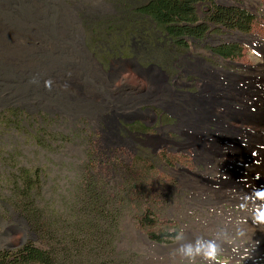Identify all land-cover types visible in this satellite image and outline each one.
Listing matches in <instances>:
<instances>
[{
    "label": "rangeland",
    "instance_id": "rangeland-1",
    "mask_svg": "<svg viewBox=\"0 0 264 264\" xmlns=\"http://www.w3.org/2000/svg\"><path fill=\"white\" fill-rule=\"evenodd\" d=\"M148 2L0 0V252L40 242L51 264H264V203L230 188L244 176L260 189L261 162L244 171L235 142L197 145L178 116L193 96L207 100L196 62L264 80V0H202V21L212 5L253 21L210 23L184 44L141 15ZM229 44L242 54L213 53ZM155 71L161 85L146 97ZM226 93L208 103L220 119ZM145 213L175 237L153 242Z\"/></svg>",
    "mask_w": 264,
    "mask_h": 264
},
{
    "label": "bare ground",
    "instance_id": "bare-ground-1",
    "mask_svg": "<svg viewBox=\"0 0 264 264\" xmlns=\"http://www.w3.org/2000/svg\"><path fill=\"white\" fill-rule=\"evenodd\" d=\"M196 63L200 65L199 67L201 69V75L203 79L206 80L202 81V85L199 86L201 95H204L207 100L203 103L200 100L201 97L203 98V96H193V100H191V102L186 103L184 101L187 106L184 107L183 103L179 104L178 109L179 111L181 110L180 112H178L180 113L178 115L179 119L182 121V124L187 125L186 127H183L184 129L187 128V131L184 130V132L187 133L189 135L188 138L193 139V141L197 143V145H204L208 140L211 141L213 145H216L222 140H225V142L230 141L231 143L235 142L239 150L241 149V152L239 151V156L243 161L242 169L244 171L250 170L251 172L252 170L250 168H255L254 166H256L255 161L259 163L261 162L260 166L262 169V178L260 189H256L255 183L248 180L244 176H241L243 180H241L238 186L231 183L233 185H231L230 188L234 189V191H236L239 196H242V198L244 197L245 200L259 198L260 202L264 203L263 77L255 78L257 80L246 79L241 81L239 80L240 78L238 79L236 78V76L231 77L225 71L214 68L204 61H199ZM156 72L157 71H155V73ZM157 75V73L153 74V78L150 79L151 82L149 84V88L144 93L146 97H151V94H153L152 91H155V89L159 85H161V77ZM164 85H166L167 87L164 86L163 89H167L169 92H172L173 89L171 90L167 82L166 84L164 82ZM226 92H229L228 94L231 96L229 102L227 101L228 103L226 105L223 104L227 110V116L225 117V119H220L218 117L219 115L217 116L218 113L213 111L212 106H208V103H213L212 105L214 106H220V95H222L221 93ZM231 114H233L235 117L231 116ZM230 120L238 121L240 123L242 132H239L240 130L235 129L234 124H231ZM210 125L214 126L216 129L211 130L209 127ZM192 128L197 130V132H195L196 136L194 137H192L193 135H191ZM189 130H191L190 133ZM218 133L225 134V136H220ZM211 153L212 156L217 159V155H214L213 152ZM217 163H219V161ZM221 165L223 166V164ZM144 240L145 242L149 243L147 237H144Z\"/></svg>",
    "mask_w": 264,
    "mask_h": 264
},
{
    "label": "trees",
    "instance_id": "trees-1",
    "mask_svg": "<svg viewBox=\"0 0 264 264\" xmlns=\"http://www.w3.org/2000/svg\"><path fill=\"white\" fill-rule=\"evenodd\" d=\"M202 0H149L147 5L140 9L142 16L153 20L176 43L187 39L204 38L211 23L216 27L229 30L249 29L253 21L252 16L240 9L223 8L219 6L207 7V19L200 20L197 6ZM242 45L229 44L213 49V53L228 60L235 59L242 54ZM173 154L167 156V161H173ZM139 226L148 230L150 239L156 243H168L175 237V233H156L153 230V220L147 213L138 217ZM0 264H51L48 248L40 242L31 243L19 250L13 257L9 253L0 252Z\"/></svg>",
    "mask_w": 264,
    "mask_h": 264
},
{
    "label": "clouds",
    "instance_id": "clouds-1",
    "mask_svg": "<svg viewBox=\"0 0 264 264\" xmlns=\"http://www.w3.org/2000/svg\"><path fill=\"white\" fill-rule=\"evenodd\" d=\"M47 83H48V82H46V85H47ZM259 222H260V223H264V215H261V216L259 217ZM184 255L188 256V257H189V260L191 261L192 256H191V253H190L189 251L186 250V251L184 252Z\"/></svg>",
    "mask_w": 264,
    "mask_h": 264
},
{
    "label": "flooded vegetation",
    "instance_id": "flooded-vegetation-1",
    "mask_svg": "<svg viewBox=\"0 0 264 264\" xmlns=\"http://www.w3.org/2000/svg\"><path fill=\"white\" fill-rule=\"evenodd\" d=\"M143 135H146L145 133H143Z\"/></svg>",
    "mask_w": 264,
    "mask_h": 264
}]
</instances>
